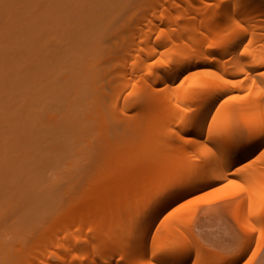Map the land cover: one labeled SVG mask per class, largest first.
Masks as SVG:
<instances>
[{
    "label": "bare ground",
    "instance_id": "6f19581e",
    "mask_svg": "<svg viewBox=\"0 0 264 264\" xmlns=\"http://www.w3.org/2000/svg\"><path fill=\"white\" fill-rule=\"evenodd\" d=\"M138 1H127L122 26L129 39L123 53L117 49L122 55L116 58L114 83L99 107L84 102L90 94L85 95L83 66L76 68L80 78L63 61L51 64L57 66L52 74L64 73L68 79L61 75V83H52L48 74L37 72L27 83L19 79L22 94L4 97L10 109L3 104L0 157L7 155L6 137L26 153L40 144L43 150L69 151L97 129L104 128L106 137L96 143L100 153L92 178L74 191L71 208L56 211L41 228L34 225L29 240L0 244V264H236L262 231L264 150L249 164L240 162L264 144V0ZM45 62L41 66L47 70ZM48 83L57 93L49 89L51 95L45 94ZM92 84L87 82L88 87ZM26 87L38 96L31 93L34 99ZM11 113L15 128L7 123ZM108 114L116 124L101 122ZM233 117L244 122L245 135L234 133ZM204 148L209 153L196 160ZM8 165L19 164L10 158ZM232 172L243 174L242 198L236 191L227 193ZM206 197V203L233 198L229 211L233 209L242 238L230 256L201 248L185 224L183 206ZM244 202L247 208L240 211Z\"/></svg>",
    "mask_w": 264,
    "mask_h": 264
},
{
    "label": "rangeland",
    "instance_id": "374dc122",
    "mask_svg": "<svg viewBox=\"0 0 264 264\" xmlns=\"http://www.w3.org/2000/svg\"><path fill=\"white\" fill-rule=\"evenodd\" d=\"M127 1L132 2V0H0V88L3 89V94L0 89V121L5 120L6 122V112H4L6 110L2 107L3 104H5V101L3 102L4 97L5 100H7L10 97L9 95L18 93L16 96H19L22 94L18 91L21 86L18 84L21 82H19V79H25V83H27L26 79H28V76H30L31 79V76L37 72L48 74L51 82L55 81V79L60 82L61 78L59 79V77H61V75L62 79L67 77H63L64 73H59V75L61 74L59 77L55 76V69L57 66L53 64V68L51 67V64L55 61H63V64L65 62L66 66L75 67V71L73 70L74 72L77 71V66H83L82 69L84 68V70L80 69V71H84L85 73L84 80L82 79V81L85 82V95L88 96V94H90L88 97L89 99L87 100V98H85L86 100H84V102L85 104L88 102L86 106L91 103V105L99 107L101 105L99 104V99H102L103 95L104 98H107L105 94L110 92V87L114 83V73L118 65L116 58H120L122 55L120 52H122L125 47L124 42L129 39L128 30L126 31L125 27L127 21L126 17L128 16L126 11L128 12L127 8H129ZM139 1L141 2L143 0ZM122 25L125 26L123 27ZM117 49H119L120 52L117 51ZM47 60L49 67L47 66L48 68L45 70L44 66L41 65H45V61ZM42 62L45 63L42 64ZM66 68L71 69V67ZM53 70H55L54 74H52ZM79 73H77L78 77ZM80 74V78H82L83 75L82 73ZM39 78H41V75ZM88 81L89 83L93 81L92 86L88 87ZM67 82L66 80V83ZM56 83L57 82H55L53 86H55ZM83 84H81V88L84 87L82 86ZM48 85L50 87L49 83ZM32 87L26 88L31 89ZM49 87L48 89L45 87L48 92L45 93L43 91V95L46 94L49 96L51 95L50 92H55L58 89L56 87L57 89L52 91V87ZM49 89L51 90L50 92ZM34 90L29 92V95L31 93L33 94ZM64 91L61 92V94H66ZM47 93H49V95ZM25 94H28V92ZM33 95L30 96L33 97ZM43 95L41 93L40 96L44 99L46 95ZM34 96L38 95L35 94ZM33 98L35 99V97ZM51 100L49 98V101ZM54 100L56 101V99ZM41 101H43L42 98ZM61 102L63 103L62 100L60 103ZM37 105H39L42 111L43 108L46 109V107H43L42 102ZM56 105L58 104L56 103ZM9 106L10 105L7 107ZM28 107L30 108L32 105ZM39 107L38 110H40ZM33 109L35 110V108ZM51 109L56 108L53 107ZM87 110L89 109H86V111ZM43 112H39L41 117ZM34 113H36V111ZM14 114L17 115V113ZM10 116L13 117L12 113L7 116V123H9V126L11 125V128L13 127L12 124H14V120L10 118ZM35 116L38 117L36 114ZM137 117L139 120L140 116ZM137 117H135V119ZM91 121L92 119L88 120V123ZM93 122L95 121L93 120ZM101 122L104 123V125H114L117 123L116 120L112 119V115L104 117ZM133 122L134 119H132L130 124H133ZM43 123L45 124V121ZM43 123H41L42 128L44 127ZM230 123L234 125V127L235 125L238 127H236L234 131L235 134L245 135V129L243 128L244 122L241 119L233 117L230 119ZM41 124L39 121L40 126ZM7 126L8 125H6V127ZM242 130L244 131L242 132ZM85 135L83 139L84 142L81 144L76 143L74 147L72 145V149L65 152H56L50 149L43 150L41 144L38 145L36 149L34 148L35 146H31L35 150L32 149L29 153L21 152V150L17 149L15 144H12L13 142L11 141L13 140L6 139L7 137L5 138L3 142L5 143V153L7 155H4L3 152L0 157V244L2 246L14 245L21 237H25L29 240L33 235V232L30 233V229L34 225L41 228L52 220L54 213L59 209L63 208L67 210L71 208V198L74 197V193L76 191V193H78L82 185H84L87 179L92 175V166L98 160L100 153V149L96 143L100 138L104 139L106 137V131L102 128L97 129L93 135L89 133ZM14 136L16 138L17 135ZM10 138L12 137L10 136ZM12 145H14V149ZM181 145L179 141L176 144L177 147H181ZM81 146L82 149H80ZM209 150V148H204L198 151L196 160L208 154ZM263 150L264 144H261L257 150L243 158L240 165L249 164L251 162L250 160L252 159L253 161L254 158H257ZM164 152L166 153V150ZM10 158L13 159L15 163L19 164L18 167H9L8 163L10 162ZM235 168L236 166L230 171H233ZM15 169H17V171H15ZM234 172L228 176L230 183L227 188V193L236 191L239 193L238 196L242 198L245 196L243 188L245 186H243V184L245 183H242L244 178H241L243 174L241 173L242 175L238 176L240 174H235ZM241 189L242 191H240ZM200 192L202 191L197 193ZM208 199L209 197H206L197 202H192L183 206L185 224L191 228L201 248L212 249L219 253L221 257L230 256L236 251L242 238L240 226L234 221L235 219H232L234 217L233 209L230 208L231 213H229L230 203L231 206L234 203L232 202L233 198H222L206 203ZM245 202L240 207V211L247 208ZM178 204L179 201L175 203L173 207H176ZM262 208L264 209V207ZM161 218H164V215L156 218V222L154 221L155 226L151 227L153 229L150 230V234L161 224V222L158 223L159 221H163ZM262 218H264V216ZM262 218L261 226L263 227H261V229L263 231L264 219ZM262 231L256 233L257 235L255 234L254 242L249 245L247 251L236 264H248L250 262H253V264H264V262H262V260L264 261V237H262L264 231ZM254 257L256 259H254Z\"/></svg>",
    "mask_w": 264,
    "mask_h": 264
}]
</instances>
